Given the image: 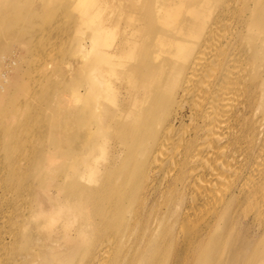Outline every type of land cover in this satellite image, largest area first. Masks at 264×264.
Here are the masks:
<instances>
[{"label":"bare ground","instance_id":"1","mask_svg":"<svg viewBox=\"0 0 264 264\" xmlns=\"http://www.w3.org/2000/svg\"><path fill=\"white\" fill-rule=\"evenodd\" d=\"M38 1L78 77L0 83V264H264V0Z\"/></svg>","mask_w":264,"mask_h":264},{"label":"rangeland","instance_id":"2","mask_svg":"<svg viewBox=\"0 0 264 264\" xmlns=\"http://www.w3.org/2000/svg\"><path fill=\"white\" fill-rule=\"evenodd\" d=\"M22 1L24 2L20 4V8L35 10L34 3L27 4L28 0ZM77 1L73 4L76 5ZM75 9L71 8L68 15L75 17L74 13L77 11ZM56 10L57 16L54 12L52 17L55 20L52 19V24L24 19L15 22L7 20V18L0 20V83L15 80L21 84L23 92H37L40 95L45 92L48 83H52L54 98L59 90L63 89L64 83L72 81L73 84L76 82L78 71L75 70V66L79 61L76 51L78 30L76 31V27H73L68 33L61 34L59 26L62 24L75 25V21H67L65 12L63 16L61 11ZM61 17L62 21H60ZM85 20H88L87 17ZM60 23L62 24L59 25ZM82 26L84 30H88L85 23ZM31 38H35L36 42L29 44ZM68 75L72 78L70 79ZM65 76L68 78L65 79ZM48 109L52 111L53 107ZM51 131H54V126H51ZM44 143L47 142L37 138V145ZM96 152H98L97 149L87 153L90 163H93V154Z\"/></svg>","mask_w":264,"mask_h":264}]
</instances>
